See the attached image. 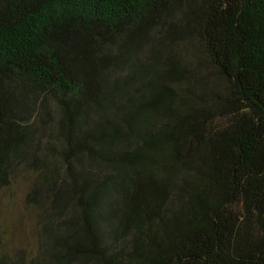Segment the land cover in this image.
<instances>
[{"label": "trees", "instance_id": "1", "mask_svg": "<svg viewBox=\"0 0 264 264\" xmlns=\"http://www.w3.org/2000/svg\"><path fill=\"white\" fill-rule=\"evenodd\" d=\"M16 182L0 264H264V0H0Z\"/></svg>", "mask_w": 264, "mask_h": 264}, {"label": "rangeland", "instance_id": "2", "mask_svg": "<svg viewBox=\"0 0 264 264\" xmlns=\"http://www.w3.org/2000/svg\"><path fill=\"white\" fill-rule=\"evenodd\" d=\"M16 183L0 194V253L34 249V219L22 206L25 186Z\"/></svg>", "mask_w": 264, "mask_h": 264}]
</instances>
